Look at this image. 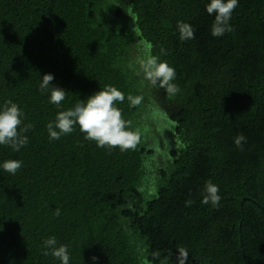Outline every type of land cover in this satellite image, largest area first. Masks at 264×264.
<instances>
[{
	"label": "trees",
	"instance_id": "16d2710c",
	"mask_svg": "<svg viewBox=\"0 0 264 264\" xmlns=\"http://www.w3.org/2000/svg\"><path fill=\"white\" fill-rule=\"evenodd\" d=\"M206 2L0 0V104L31 125L19 152L0 146V160L23 161L0 170V264H60L42 250L53 235L70 264H264V0H239L222 37ZM146 54L175 68L178 93L144 80ZM46 72L66 89L59 107L39 90ZM109 85L125 95L134 148L98 147L78 125L49 139L57 111ZM206 180L219 206L201 203Z\"/></svg>",
	"mask_w": 264,
	"mask_h": 264
},
{
	"label": "clouds",
	"instance_id": "9594fccd",
	"mask_svg": "<svg viewBox=\"0 0 264 264\" xmlns=\"http://www.w3.org/2000/svg\"><path fill=\"white\" fill-rule=\"evenodd\" d=\"M239 0H207L205 11L213 16L210 25V34L213 37H222L232 31L230 21L237 8ZM179 39L181 41L194 38V29L191 25L180 22L178 25ZM140 72L153 87H160L169 95L179 92V87L174 83L176 78L175 68L166 60L152 54H146L138 61ZM39 82V90L46 93L49 102L60 106L66 98V89L53 83L55 76L52 73H43ZM125 95L114 86L97 89L91 94L78 100L71 107L57 111L54 120L47 123L46 128L50 140H59L62 135L71 134L78 125L85 138L96 142L98 147H119L121 150L134 148L139 141L137 133L131 130L130 122L122 117L117 102L122 103ZM132 105H139L142 97H128ZM25 114L21 107L12 100H5L0 104V146H8L13 151L19 152L29 141L27 132L31 125L24 124ZM233 142L237 148H242L246 143L243 133L237 134ZM23 166V161L9 158L0 160V170L15 175ZM219 187L210 180H206L201 189V203L219 206L221 196ZM191 204V201L187 202ZM60 210L55 211V216H60ZM44 255H51L60 264H70L68 246L58 242L56 236H49L42 241ZM92 264H96L98 257H89Z\"/></svg>",
	"mask_w": 264,
	"mask_h": 264
},
{
	"label": "rangeland",
	"instance_id": "374dc122",
	"mask_svg": "<svg viewBox=\"0 0 264 264\" xmlns=\"http://www.w3.org/2000/svg\"><path fill=\"white\" fill-rule=\"evenodd\" d=\"M154 121H156V124L158 126V131L160 133H166L167 132V128H168V122L166 120H163V119H156L153 118ZM154 135H155V131L150 129V130H147L145 133H144V137H145V140L148 141L149 139H151L152 141H154ZM148 136V137H147ZM157 141V140H156ZM167 142V140H166ZM158 145H159V141H157Z\"/></svg>",
	"mask_w": 264,
	"mask_h": 264
}]
</instances>
